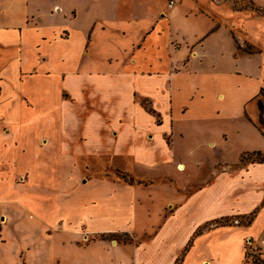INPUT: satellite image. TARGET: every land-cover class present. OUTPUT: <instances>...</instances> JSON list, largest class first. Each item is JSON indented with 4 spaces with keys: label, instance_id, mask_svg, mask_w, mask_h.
I'll return each mask as SVG.
<instances>
[{
    "label": "crops",
    "instance_id": "1",
    "mask_svg": "<svg viewBox=\"0 0 264 264\" xmlns=\"http://www.w3.org/2000/svg\"><path fill=\"white\" fill-rule=\"evenodd\" d=\"M196 1L201 27L183 43L165 39V16L135 15L133 0H0V234L5 206L70 199L63 160L83 154L109 157L128 178H93L113 189L53 214L57 250L74 264H245L248 241L264 252V0L241 10ZM187 122L203 142L178 153ZM97 199L98 210L82 206ZM137 230L145 234L136 244L108 237ZM96 233L107 237L76 240Z\"/></svg>",
    "mask_w": 264,
    "mask_h": 264
},
{
    "label": "rangeland",
    "instance_id": "2",
    "mask_svg": "<svg viewBox=\"0 0 264 264\" xmlns=\"http://www.w3.org/2000/svg\"><path fill=\"white\" fill-rule=\"evenodd\" d=\"M175 1L176 5L172 9L168 8L169 0H133L132 4H134V6H139V8L135 7V15H139L142 14V12H145V14H149L148 16L150 18L154 17L159 20L162 16H165V26L167 28L165 32V39L169 36L168 38H170L172 41L178 39L183 43H191V41H193L198 35V33H196L197 29L201 27V25L196 27L192 23V18L199 15H196L193 12L191 13V11L197 7V1ZM208 2L210 1L208 0ZM230 2L234 8L239 10L250 6L249 0H230ZM147 6H149V11L146 10ZM262 6H264V1ZM194 11L198 12L199 10L197 8ZM204 19L206 22H208L206 20V17ZM159 28L161 27L159 26ZM187 51L188 49L183 48L180 53L181 55H184ZM260 98H262L264 101V96H260ZM234 109L237 110L231 112V114H236L237 112H240L238 105ZM183 126L186 128V132L189 135H185V139L178 141V143L176 144V149L178 153H181L187 148L191 147L196 140L202 141L201 138L197 137L196 135H192L193 123L187 122L184 123ZM219 126H221L220 129H225L229 132H231L230 128L236 127L234 123H220ZM91 133L96 135V133ZM168 142H170L169 137ZM38 144H40L45 149L48 144L47 138H39ZM55 159H57V156H55ZM252 159H258V157L255 155H248L246 158V162ZM63 162L65 164L64 169L66 173L64 176V186L61 189L64 190L63 192H66L67 189L72 190V197L68 200H64L65 196L62 194L59 197V208H57V203L53 205L50 203H38L37 209H31L30 207L26 208L23 204H20L21 206L9 204L4 207L3 212L8 215L9 221L7 224L4 225L6 226V228L3 230V233L0 234V264H74L69 259L68 255H66L63 251L58 252L57 250V247L59 250H62L60 236L56 234L57 232L60 233L59 231L61 225H56L54 229H51L50 224L48 222H53L51 220V218H54L53 214L59 215L60 217L68 213L73 214L77 212L76 208L81 205L78 201L80 198L86 200L87 197L93 195L98 197V194L106 196L108 195L106 193L111 192V190L113 189V185H102L100 182L97 183L93 178L98 180V177H102L103 179L105 178L104 180L108 181H112L110 180V178L114 180H125L128 178V173L125 172V170L109 168V166H111V160L107 156H90L79 154L67 156L64 158ZM126 162H128L127 158L117 157L114 160V165L120 164V168H127L129 164H127ZM90 164L92 166H95L96 168L91 167ZM98 167L101 169V171H98ZM104 168H107V170H103ZM178 170L180 169L178 168ZM137 174H140V172H137ZM24 177L25 176H23L22 180L17 179V182L25 185ZM87 178L88 181H86ZM40 191L41 188L39 189V194ZM108 197L106 198L108 199ZM104 205L106 206V204ZM82 206H84V209L86 211L98 210V199L93 204H82ZM35 211L42 214L48 213L49 217L46 216V220H43L40 217L37 218L31 214ZM84 213L86 212H84V210L82 209V214ZM249 216L248 218L245 216L246 218L244 217L242 219L243 222L241 223L248 224ZM1 218L2 222L6 221L5 215H1ZM235 219L236 217L226 218L224 219V221L221 222L232 225ZM61 220L62 219L60 218L59 222ZM238 220H241V218L238 217ZM137 234L140 235L139 238L135 236L132 237L131 235L126 237L121 233H116L108 237L117 238L118 241L125 240V242H127L130 238L132 239L133 244H136L142 242L143 236L141 235L145 233L141 231L139 232L137 230ZM104 237H107V234L102 236L101 234L96 233L92 234L90 237L83 238L82 236L81 238H78L76 240L80 245L83 246L91 244L92 242L98 241V239ZM247 245L248 252L245 264H264V252L261 250L260 246L256 244V242L254 243L253 241H248ZM89 264H92V262ZM98 264L102 263L98 261ZM176 264H180V260H178Z\"/></svg>",
    "mask_w": 264,
    "mask_h": 264
},
{
    "label": "trees",
    "instance_id": "3",
    "mask_svg": "<svg viewBox=\"0 0 264 264\" xmlns=\"http://www.w3.org/2000/svg\"><path fill=\"white\" fill-rule=\"evenodd\" d=\"M250 4H253L252 1ZM258 12L264 14V7H261V8H258L257 9ZM260 96H264V89L262 88L260 90ZM258 108H259V112H260V115H259V127H260V130L262 131V133L264 134V101L262 98H260L258 100ZM258 155H260V158H259V161L260 162H264V153H262L261 151H258L257 152ZM255 213L256 212H253L250 216H249V220H248V223H250L252 221V219L254 218L255 216ZM248 218V216H247ZM123 235H125L126 237H128L129 235L127 233H124ZM104 236V235H102ZM117 239V238H115ZM130 240V239H129ZM125 241V240H124ZM127 241V240H126Z\"/></svg>",
    "mask_w": 264,
    "mask_h": 264
},
{
    "label": "built area",
    "instance_id": "4",
    "mask_svg": "<svg viewBox=\"0 0 264 264\" xmlns=\"http://www.w3.org/2000/svg\"><path fill=\"white\" fill-rule=\"evenodd\" d=\"M175 4H176V1L175 0H170L169 1V7L170 8H173L175 6Z\"/></svg>",
    "mask_w": 264,
    "mask_h": 264
},
{
    "label": "bare ground",
    "instance_id": "5",
    "mask_svg": "<svg viewBox=\"0 0 264 264\" xmlns=\"http://www.w3.org/2000/svg\"><path fill=\"white\" fill-rule=\"evenodd\" d=\"M179 169H184V166L183 165H179Z\"/></svg>",
    "mask_w": 264,
    "mask_h": 264
}]
</instances>
